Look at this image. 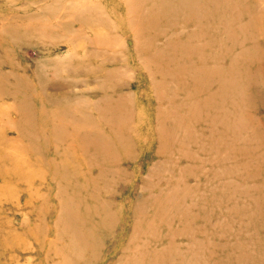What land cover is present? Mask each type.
<instances>
[{"label":"rangeland","instance_id":"1","mask_svg":"<svg viewBox=\"0 0 264 264\" xmlns=\"http://www.w3.org/2000/svg\"><path fill=\"white\" fill-rule=\"evenodd\" d=\"M0 264H264V0H0Z\"/></svg>","mask_w":264,"mask_h":264}]
</instances>
